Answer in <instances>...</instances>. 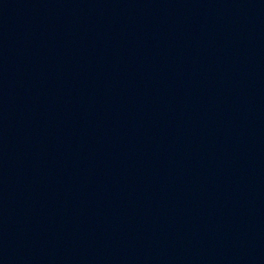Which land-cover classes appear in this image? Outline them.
<instances>
[{
	"label": "water",
	"instance_id": "obj_1",
	"mask_svg": "<svg viewBox=\"0 0 264 264\" xmlns=\"http://www.w3.org/2000/svg\"><path fill=\"white\" fill-rule=\"evenodd\" d=\"M0 264H264V225L122 108L0 35Z\"/></svg>",
	"mask_w": 264,
	"mask_h": 264
}]
</instances>
